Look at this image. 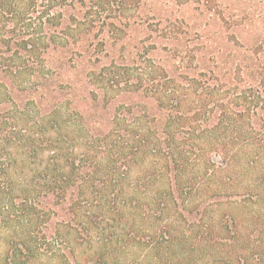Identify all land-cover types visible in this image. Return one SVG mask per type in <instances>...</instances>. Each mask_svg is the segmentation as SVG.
I'll use <instances>...</instances> for the list:
<instances>
[{"label": "trees", "instance_id": "trees-1", "mask_svg": "<svg viewBox=\"0 0 264 264\" xmlns=\"http://www.w3.org/2000/svg\"><path fill=\"white\" fill-rule=\"evenodd\" d=\"M191 1L0 0V264H264V0Z\"/></svg>", "mask_w": 264, "mask_h": 264}, {"label": "rangeland", "instance_id": "rangeland-1", "mask_svg": "<svg viewBox=\"0 0 264 264\" xmlns=\"http://www.w3.org/2000/svg\"><path fill=\"white\" fill-rule=\"evenodd\" d=\"M153 1V4L154 3H157V4H161L163 3V1L165 0H149V2ZM171 2V5H172V8L170 9V14L172 13L173 15L175 16H178L180 18H185L188 22H190L191 24H196L197 26H203L207 23L206 21V16H205V12L203 10V8L201 7L200 10H198V6L196 3H193L192 1L188 4V5H183V4H180L181 2L183 1H186V0H170ZM220 3L222 5H224L225 3H228V0H219ZM181 5V6H180ZM215 29L212 28L211 31H214ZM225 30H222V33H224ZM149 33L148 31H143L141 28H138V29H134L133 31H131V33ZM193 30L189 33H192ZM226 33H228L226 31ZM5 107H9L10 105H4ZM2 108V107H0ZM46 201H48V205L49 204V199L47 198ZM58 210L62 211L63 209L61 208H58Z\"/></svg>", "mask_w": 264, "mask_h": 264}]
</instances>
